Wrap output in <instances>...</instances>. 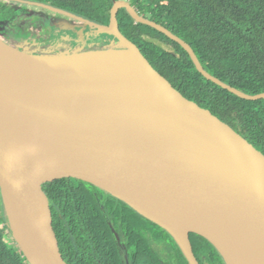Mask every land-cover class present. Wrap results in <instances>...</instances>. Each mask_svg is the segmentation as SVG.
<instances>
[{"label":"water","instance_id":"water-1","mask_svg":"<svg viewBox=\"0 0 264 264\" xmlns=\"http://www.w3.org/2000/svg\"><path fill=\"white\" fill-rule=\"evenodd\" d=\"M120 9L180 44L206 79L243 99H264V93L246 94L210 74L187 42L126 0H114L109 25H95L114 36L115 47L53 55L0 37V63L24 95L42 101L64 125L52 140L29 130L20 103L0 82V200L14 240L30 264H73L44 186L74 182L107 191L165 229L189 264H200L190 233L213 243L227 264L244 262L238 244L254 239L241 232L246 226L264 232V153L159 73L122 34ZM35 56L62 59L70 69L61 82L53 81L56 66L47 77ZM97 113L93 128L87 118ZM182 219L207 228L186 230Z\"/></svg>","mask_w":264,"mask_h":264},{"label":"trees","instance_id":"trees-1","mask_svg":"<svg viewBox=\"0 0 264 264\" xmlns=\"http://www.w3.org/2000/svg\"><path fill=\"white\" fill-rule=\"evenodd\" d=\"M39 1L75 13H97L105 21H109L112 4V0L106 4L91 0ZM131 1L149 19L187 42L210 74L246 94L264 93V21L256 20L263 17V0ZM6 10L0 7V22L10 21ZM121 12L124 19L134 21L126 9ZM125 35L185 97L210 110L264 153V99H243L206 79L180 44L148 25L131 24ZM160 43L171 47L179 57ZM44 190L50 199L55 229L73 264H122L120 241L126 245L131 264H189L165 229L107 191L74 182L47 185ZM190 238L200 264H227L208 239L197 233H190ZM0 264H30L14 240L1 200Z\"/></svg>","mask_w":264,"mask_h":264},{"label":"flooded vegetation","instance_id":"flooded-vegetation-1","mask_svg":"<svg viewBox=\"0 0 264 264\" xmlns=\"http://www.w3.org/2000/svg\"><path fill=\"white\" fill-rule=\"evenodd\" d=\"M13 1L21 2L24 4L37 7L41 9L42 12L45 14V16L19 14L18 17L14 18L15 21H9L11 22V24L5 23V26H2V30L3 28L7 30L5 33L0 29V32L4 34L5 38L6 36H9L10 32H13L15 38H12L10 40H12V42H17L21 47H24V49H27L31 52L53 54V55L74 54V53H85L89 51H95L98 49H104L111 46L115 47L117 45L114 41V36L99 32L98 28L95 26V25L107 26L110 24L111 10L113 7L114 0H112V4L109 9V13H110L109 21H105L106 18L99 17L97 13H92L89 11H85V12L79 11L75 13L58 8L53 4H51L50 2H46V1H39V0H13ZM100 1L103 4H106L108 2V0H91L92 3L100 2ZM126 1L131 4L130 0H126ZM80 3H82V0L80 1ZM135 9L137 10V8ZM122 10L123 9H120L118 13L119 28L122 34L126 36L129 40H131L127 35H125V30L131 24H135L136 21L134 19H133L134 21H132L128 18L124 19L123 18L124 13L121 12ZM137 11L142 16L149 19V17H147V15H145L143 12H141L139 8ZM261 15L263 17H260V19L259 18L256 19L257 21H264V11ZM245 21L248 20L245 19ZM151 38L152 37H147V39L149 40H152ZM132 42L134 43V41ZM164 44L165 43H160L162 47ZM54 45L59 46V48L54 49ZM74 45L76 46L77 50H73L70 48L71 46ZM70 50L71 52L69 53L68 51ZM121 245H123L124 247L123 249ZM119 247L122 254V264H131V258L129 252L127 251L126 245L123 241L119 242Z\"/></svg>","mask_w":264,"mask_h":264},{"label":"bare ground","instance_id":"bare-ground-1","mask_svg":"<svg viewBox=\"0 0 264 264\" xmlns=\"http://www.w3.org/2000/svg\"><path fill=\"white\" fill-rule=\"evenodd\" d=\"M33 59L36 63L38 71H44L45 73H43L47 77H50V75H47L48 70L50 71V69H53V65H55L56 68L51 70V72L55 74V77L52 76V80L56 82H61L64 76L63 74H65L66 71L70 69V65L66 64L62 59H53L51 57L41 58L40 56H35ZM0 82L9 87L8 89L11 91L10 94L15 97V104H18V102L20 103L18 107L19 111L21 113H24L23 118L21 119L24 126L27 127L29 130L37 132V134H39L44 139L52 140L54 135L59 130L63 129V122H57L52 111L48 107H46V105L42 101L35 97H29L23 94L24 87H22L21 84L16 80L14 75L9 72L7 66L1 63ZM27 112L31 113L25 114ZM94 112L96 113L97 111ZM97 118L98 113L94 116H91V118H87L93 128H97ZM150 206L155 213L160 214V209H158L156 205L151 203ZM180 225L186 230L198 229L201 231H205V229L207 228L204 224L193 219H182L180 221ZM243 230H245L241 232L243 235L249 236L251 239L254 240H252L249 245L244 242L238 244L239 249L244 254V262L236 260L237 264H246L247 262H249V264H264V232L258 229H254L251 226H246V229ZM232 264L236 263L234 262Z\"/></svg>","mask_w":264,"mask_h":264},{"label":"rangeland","instance_id":"rangeland-1","mask_svg":"<svg viewBox=\"0 0 264 264\" xmlns=\"http://www.w3.org/2000/svg\"><path fill=\"white\" fill-rule=\"evenodd\" d=\"M131 4L133 7L137 8L138 10V6L136 3H134L133 1H131ZM0 7H3V8H7L6 10V14H7V17H11L10 18V21H15L14 18L18 17L19 14H24V15H43L45 16V14L42 12L41 9L37 8V7H34V6H31V5H28V4H24V3H21V2H16V1H13V0H0ZM56 14V13H54ZM147 15V14H146ZM49 16V15H48ZM147 17H150L149 15H147ZM53 18V17H52ZM51 19V17H50ZM5 23H9L11 24V22L9 21H2L0 22V29L2 30V26H5ZM4 33L7 31L5 28H3L2 30ZM1 34V38L2 39H5L8 43H11L12 38H15V35L13 32H10L9 36H6V38L4 37V34L2 32H0ZM55 48H59V46L57 45H54V49ZM71 49L73 50H77L76 49V46H71L70 47ZM24 49V47H23ZM69 53L71 52L68 51ZM12 246V244H11ZM122 249L124 248L123 245H121Z\"/></svg>","mask_w":264,"mask_h":264}]
</instances>
